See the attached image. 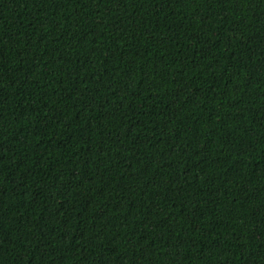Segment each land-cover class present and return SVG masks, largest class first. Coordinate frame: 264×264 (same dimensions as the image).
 Returning a JSON list of instances; mask_svg holds the SVG:
<instances>
[{
    "label": "trees",
    "instance_id": "obj_1",
    "mask_svg": "<svg viewBox=\"0 0 264 264\" xmlns=\"http://www.w3.org/2000/svg\"><path fill=\"white\" fill-rule=\"evenodd\" d=\"M0 264H264V0H0Z\"/></svg>",
    "mask_w": 264,
    "mask_h": 264
}]
</instances>
